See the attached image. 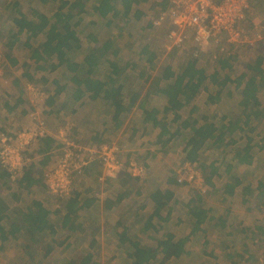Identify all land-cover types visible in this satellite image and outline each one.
Wrapping results in <instances>:
<instances>
[{"label":"rangeland","instance_id":"1","mask_svg":"<svg viewBox=\"0 0 264 264\" xmlns=\"http://www.w3.org/2000/svg\"><path fill=\"white\" fill-rule=\"evenodd\" d=\"M166 1L167 0H129L126 6H122L120 0H116L117 7L120 9V12L114 18H111V14H109L106 18H100L98 14H96L91 9V4H88L87 2V11L80 15V18H82L81 25L75 29L80 39V48L75 52L69 53L68 56L72 58L76 57V59L80 61L85 60L90 65L94 66L82 67L78 72V76L83 78L91 74L92 77L98 76L102 79H106L108 77V72L111 70L109 65L110 63H115L121 67H123L124 64L132 65V67L127 66L128 69L126 71H128L129 76L125 78L126 80H122L121 82L120 80L123 78H119L115 83V86L117 84L123 85L120 96H122V103L126 105L129 103V97L132 93L140 94L143 93V91L145 92L146 89H150L148 87L152 84V82L155 81V79L160 76L162 72L161 70L166 65H170L175 72L179 73L182 65L186 63L190 57L195 56L198 59L197 65L203 69L206 74L211 73L215 68L219 70L220 67L219 65H216L215 57L218 54V57L220 58H227L228 56L225 53H218V50L214 46L209 45L196 49L191 42L187 41L182 48H173L168 39V34L171 30L170 23L164 22L161 23L160 26L153 25L152 21L157 18L162 8L164 7L165 9V7H167ZM95 2L98 3L97 0H95ZM15 3L18 4V6H14ZM58 6V0H47V2H42V0H0V50L2 53L7 51V54L12 53V55H17L18 58H23L26 61V63L23 64L24 68L20 70L18 69V71L14 68L10 69L8 64L9 62H2V64H5H3L4 68L0 66V83L2 82L0 84V91L5 92V90L10 88V75L20 73V76L25 79L26 74L33 75L34 81H32V85L29 86L33 87L35 89V93H38V95H35L34 93L31 95V102L33 104L30 105V110L36 111L34 113L29 112L27 122L33 123L34 126H37L40 122L44 121L41 117L42 113L37 114L36 112L40 111L41 104L45 101L44 97L53 94L55 90L53 80L58 79L60 82L62 80L67 81L68 77H65L66 73L62 70V68H59L54 72H48L50 67V60L48 59L49 55H45L44 60H42L41 63L42 67L47 69L45 71L37 69L34 61L29 58L30 51H32L35 47L38 46L37 48H39L40 51L43 49L42 45L45 41L43 34L37 38H33L30 41L28 46L31 45V48L25 47L23 45V35L19 36L22 40L13 41V43H11L12 46L8 45L7 43L11 42L10 34L12 32L11 29L15 28L13 19L16 16L21 14L29 18L32 15V12L35 11L50 17L53 15ZM136 12H138V14L140 13V15H137ZM243 27L246 37L249 40H252L254 45L250 49H237L240 51L239 54L236 53L237 55L234 52L236 57L231 60L232 70H222L220 72L221 75H224V73H229L231 78H236L242 73H245V66H248L247 63L249 62H247V59L250 60V64L253 63L257 57H264V47L262 48L259 46L264 36V0L254 1ZM5 40H7V42H5ZM142 50L150 51L156 55V59L153 62V67L149 65L145 66L146 58L149 55L147 53L145 54V52L141 54ZM244 51L248 54H244ZM13 52L15 54H13ZM230 53H232V51H230ZM89 67L93 70L91 73H88V71L86 73L85 70ZM44 76L48 77V85L42 81V77ZM146 76L151 79L148 83L144 80ZM117 78L118 77H116V79ZM160 84H162V82H160ZM159 86L161 87V85ZM75 88V84H68L66 94L72 95ZM22 89H25V87L23 86ZM149 91H152V89ZM57 98L58 102L62 103V95H59ZM259 98L264 100V94L262 91L259 92ZM69 100L72 101L71 98ZM89 100L90 104L87 106V109H91L92 112L96 111V113L99 114L100 109H107L102 100ZM166 102L167 98H165V96H160L156 99L155 97H152V99L147 102V106L156 107L161 111L159 117H162L163 107L166 105ZM145 104H143V108H139L140 106L137 102H135L133 107L134 109H130V113L123 115L122 125L114 135L115 137L113 135L108 136V139L103 140L101 144L111 143V145L117 147L118 151L116 156L120 161H128V158L132 157L138 162H145V160L139 159V157L140 155H144L143 152L145 153L146 151V153H148L149 166L151 163L154 164V166L152 165L154 168L150 166V169L152 170V174H155L154 178L157 179L158 184L153 187H149L148 182L146 183V186L142 188V195H139L138 197L136 195L134 197L133 195L131 198L133 201L129 203L131 210L125 208V210H118V212L105 211L102 213L99 208H91L87 211V215L86 211L76 212L74 222L84 226L88 225V223H94L96 226H98L93 232L99 241L98 248L96 247L93 249V251H98V253H95L97 256L96 260L99 261V264H125L124 255L126 253V245L118 246V238L115 236V229L117 227L116 221L120 220L123 225H128L129 223L131 224L133 221L132 210L134 208L137 210L141 204H146V208L143 213H145V215L150 214L152 209L149 204L147 205V196L153 190V188L159 186L161 187L169 175V170H171V173L175 174L179 181L185 182L186 185L171 187L175 188L173 196L178 204L175 206V208L173 206L170 220L167 223H158V225L162 226L158 233H154L152 230H149L142 234L139 232L140 225H136L130 231L128 237L133 240H140L142 244L155 248L157 241L163 237L164 233L169 232L172 235H175L177 238L188 236L189 241L186 242L185 248L188 247L189 249H195L196 253H199V257H193V255H183L177 260H172L170 262H166L165 264H213L215 260L220 264H229V261H226L225 255L224 259H222L221 251L224 245L227 246L226 248L224 247V252L231 253L232 251L236 250L238 252L243 244L246 245L247 248H250V244L252 242L255 244L256 249L252 248V253H248V256L251 255L254 260L251 258L248 259V261L252 262L253 264H257L262 258L261 254L264 250V237L260 240H256L255 238L250 239V229H255L257 227L256 225L261 227L264 226V193L261 195L260 192H258V190L255 188V183L257 181L260 180L264 182V149L257 155V160L253 161L249 168L235 166L228 171L226 170V172H224V167H227V163L230 162L229 160L231 157L228 147H214L213 149L212 147L205 145V147L201 150L199 155V160H201V162L205 161L204 163H209L210 161L212 162L216 159L220 162L218 165L219 172L216 174L218 178L215 176L211 179L212 183H214L213 180L216 182L214 188L216 186L217 189L223 188V186H225V184L228 183L232 177L241 179V184L236 187L234 197L224 201L221 199L223 197V194H221L222 192L219 193L217 189L211 190L210 186H205L203 177L196 168L198 166L197 163H194V165H189L183 162V148L188 139L189 132L181 130L182 132L179 134V136H175L169 142H166L168 137H164L163 139L166 142L165 146L162 145L163 143H156L155 138L157 135H155V133L156 131L159 133L160 129L156 128V130H152L150 124H145L142 121L143 114L141 109H144ZM190 106L191 105L185 107L182 112H187ZM71 108L72 107H70V105L64 107V109L67 111V114H69L68 111H70ZM58 109H60V107ZM67 114L60 112V114H58L59 119L54 122L55 128L53 133H55V139L59 144H63L62 139H65L68 143L76 144L77 146H75L77 148L79 146L80 148V151L78 150L77 154L80 157L86 158V155H84L85 149L82 147V144L85 143L83 142L85 138H82V135L78 131V125H76V123L71 120L73 119V116L75 119L79 118V116L76 114L69 118V115ZM182 115L184 116V114ZM46 116L47 122L45 124V128L48 120L49 122L51 121L49 119L51 115L47 113ZM166 117L168 121H171V114H167ZM176 124H170L171 133L174 132V130H176L178 127ZM255 125L257 127L254 133L261 135V138L264 137V116L259 119ZM24 126L25 125L22 124L20 128ZM85 126H87V124ZM24 129H32V127L26 126ZM119 133L123 134L122 136L117 137ZM61 134L62 136H60ZM123 136L130 137L126 141ZM254 136L255 135H253V137ZM254 138L253 141L255 142L256 140ZM140 143L145 145L144 147L146 150L142 152L139 151V149L142 148ZM244 143H246V141L243 140L239 143L238 147L244 146ZM96 145H99L98 142L93 143V146ZM64 148L65 145L63 144L62 147L54 150L52 159L48 161L46 165H41L39 163L42 160V156L37 153L36 144L31 145L25 150L24 155L27 157L28 162L33 161L34 163L32 172L35 174V177H42L44 180L42 182L44 185L42 186L33 185L31 187H26L25 185H19L16 182H13V180H17L19 176L22 175V173L20 175L10 174V177L8 178H4L2 176L0 177V214L4 215L9 213V211H4L6 210V207H9V210L13 208L25 210V208L28 207L33 200L41 201L43 206L48 211L52 213L54 212L55 214L52 215L55 233H51L49 230L44 231L42 236L40 235V237H42L40 238V242H42L40 244L35 245V243H33L28 246L29 240L22 230L20 233L15 232L13 237L9 236L4 242H2L0 237V264H67V262L72 258L79 260L83 258L88 252L89 241L84 237L86 234L91 235V233H89L90 230L87 231V233H80L79 230H77L76 233H72L71 237H69L70 233L64 229L62 220L67 215L65 206L67 200L60 198L59 194L53 193L48 188L44 179L45 174L50 173L56 166V163L58 164L61 158L64 157ZM72 149L75 151V148ZM131 149L136 150L130 152ZM255 150L256 152L258 151L257 149H254V151ZM150 152L156 154V160L154 162L151 160V158H149ZM2 170L4 169L0 167V174L2 173ZM4 171L7 172L6 170ZM95 173L96 172H94L93 176L91 177L87 176L90 178L87 180L89 187H97L95 182L100 185H105L108 183L106 180L108 176L105 178L103 177V175H105L104 171L101 170V173H98L99 178L101 177L99 182L96 180V176L98 174L94 176ZM127 174L132 177H137L141 173L137 176H134L130 174L129 170H127ZM116 178L117 176L115 175V178L111 179ZM249 183L252 184L251 194L244 193L243 191V188ZM74 187L75 182L73 188ZM132 187H134L133 189H136L137 187V189H141L137 182L134 183ZM197 192H199L201 196L202 203L196 202V200L191 202V198L195 197L193 194ZM74 193H70L69 198L73 197ZM244 199L247 201L246 206L244 205L246 202L243 201ZM241 201L244 202L243 205L241 204ZM173 202L174 201L172 198L169 203L173 204ZM188 204L190 206L192 205V207L196 205L199 207V209L203 210L210 208L213 210L212 213L214 214H223L227 209H225V207L233 208V210L237 213L236 215L241 217L240 213H243L245 216L244 220L245 226H247V232L242 233L243 235H241L242 237H239V240H236L234 237L228 238V240H226L223 235L224 233H220V239L224 238L221 240L222 245H220L218 244L220 240H216L219 236L218 231H216L213 233V237L211 236V239L214 238V240L210 239L213 242L216 240L214 245L206 247L202 244V240L204 239V235L203 237L201 236L202 233H198V235L190 234L192 228L190 220L191 214L188 213L187 208ZM57 209L59 210L56 213L55 210ZM236 219L237 218H230L229 220V228L231 231L234 227H237ZM10 224L11 220L6 218L1 222V225L4 227L6 233L10 229ZM204 227H206V224ZM121 228L122 227H120L119 230ZM37 237L39 238V235ZM223 241L225 244H223ZM45 247L52 249V252L46 259H41L42 250ZM208 248L209 250L213 248L212 250L215 249V251L220 252V254H217V257L214 259V261L211 260V258H208V254L206 252ZM200 250L202 251V254L199 252ZM160 257V254H158V259L156 262L160 261ZM248 261H245L244 263L240 261V264H252Z\"/></svg>","mask_w":264,"mask_h":264},{"label":"trees","instance_id":"2","mask_svg":"<svg viewBox=\"0 0 264 264\" xmlns=\"http://www.w3.org/2000/svg\"><path fill=\"white\" fill-rule=\"evenodd\" d=\"M58 1L59 6L50 17L33 11L29 18L19 14V17L16 16L13 19V23L16 26L18 32L17 35L22 33L27 35V44H29L33 38H36L42 34L44 35L45 41L42 45V53L40 49L37 48L38 46L32 50L31 57L33 60H35V62H37V69L42 71L47 70L42 67L41 63L42 60H44L45 55H49L48 59L50 60V67L48 72H54L57 69L62 68V70L66 73L65 77H68L67 82L64 85H60V81L58 79L53 80V84L55 85V94L44 97L45 103L49 106L54 105L55 95L60 94L63 90H65L68 84H75V87L77 88L72 94V101L70 104L72 102H79L84 97V95H86L85 93L90 95H87L90 99H96V97L101 93H105L108 95L107 97L109 99L113 100L112 102L117 108V113L115 114L114 118L117 119L115 126L119 127V114H121L123 110H130L139 97V93H132L129 97V103L126 110L122 107V96H120L122 86L119 84L115 86V83L116 77L120 76L126 67L119 68V66L115 63H110L109 65L115 78L108 77V82L100 81L91 77L81 80L78 76V72L82 68L84 62L79 61L76 59V57L72 58L68 56L69 53L75 52L80 48V39L75 29L81 25L82 18H80V15L87 11L86 3L88 2V4H91V9L96 14H98L100 18H106L109 14H111V18H114L120 12V9L117 7L116 0H97L98 3L95 2V0ZM42 2H47V0H42ZM120 2L122 6H126L129 0H120ZM16 5L18 6V4L15 3L14 6ZM162 10H164V7ZM136 13L137 15H140V13ZM15 39L14 41H16ZM144 52L145 54L147 53L149 55L146 58L145 66L149 65L153 67V62L156 59V55L147 50H142L141 54ZM217 57L218 54L215 57L216 61H214L216 65H219L221 70H232V62H230L231 59L229 56L227 58ZM197 64L198 59L195 56H192L187 60L186 63L183 64L179 73L172 70L171 66L164 67L162 74H160V76L150 85L152 92H148V95L162 93L165 98H167L166 105L163 107V116L159 118L161 111L158 109L144 108L142 110V121L145 124H150V126L153 128L160 129L157 138L159 143H163V146H165L166 142H169L175 136H179V134L182 132L181 130L190 131L189 137L183 148V162L189 165H194V163H197L198 166L196 168L203 177L205 186H210L211 190H213L215 185H213L211 179L219 172L218 165L220 162L215 160L212 162L210 161L209 163H204L205 161L201 162V160H199V155L201 150L209 141H211L214 146L217 144V148H221L220 144L231 148L234 146V140L230 139L226 141L225 139V127L230 134L236 130L244 131V129H246L247 134L245 135V138L247 141L241 148L235 147L233 158L227 163L225 171L230 170L236 164L240 165L250 163L252 156L249 155V153L253 149L252 134L255 132L257 127L255 123L257 124V121L264 116V100L259 98L260 91H262L264 94V68H262L263 58H256L253 63L247 66L245 73H242L236 78H231L229 73H224V75H221L218 69L206 74L205 71ZM1 66L4 68L3 64H1ZM26 76H28L30 82L34 81L33 75L26 74ZM47 78L48 77L45 76L42 77V81L47 83ZM148 80L149 78L146 76L145 81L147 82ZM162 81L166 82V86L164 88H159V83ZM207 81L212 85L211 94L208 93L209 89L207 87L201 88L202 85ZM107 86H109L110 89H108ZM232 87L234 89H232ZM200 89H203L205 93H208L207 99L211 103L220 102L222 100L220 95L223 94L224 96H227L228 100H234L239 97L236 104V112L231 111V113L226 116L229 118V120L226 122L227 126L220 125L217 127L214 123L208 121L206 116L201 118L203 123H200L201 125L199 126V120L191 118L190 115L184 118L182 115L184 107L191 104L196 96V93ZM238 89H240V93L237 95L236 90ZM141 108H143V105ZM197 109H199V107L192 105V108L188 110L193 116L198 111ZM72 110L73 109H71V113L73 112ZM167 114L172 115L171 121L167 120ZM170 124H176V126H178L172 133L170 130ZM213 133H216V135ZM164 137H168L166 142L163 139ZM94 142L97 143L96 140ZM102 142L103 141L100 143ZM37 146L38 154L42 155V160L39 163L41 165H46L53 157V153L51 154L50 152L62 147L63 144H59L57 143L56 139L46 136L37 140ZM129 161V159L128 161H124L126 166L129 164ZM33 166V161L25 164L22 168L23 171L21 177L17 180H14L13 182H16L19 185H25L26 187H31L33 185H44L42 184L43 178L41 177V181V178L35 177V174L32 172ZM94 172H96L94 176H96L98 173H101V168L98 167L97 163L88 165L81 177H91L93 176ZM99 174L96 176L97 182H99ZM1 176L8 178L9 174L2 170L0 177ZM106 180L110 181L112 179L108 177ZM165 184L168 186L186 185L185 182L179 181L177 176L171 173V170H169V175L165 181ZM240 184V178H230L228 183H226V185L223 187V194L232 196L234 190ZM251 186L252 184L250 183L245 186L243 188L244 193L251 194ZM256 189L262 195L264 193V182L260 180L257 181ZM91 190L92 187L90 188L89 192H91ZM74 192L75 188H73L71 193L73 194ZM131 192L135 193L136 196H139L138 189L136 191L132 190L130 192H123L117 196V199L110 202L108 201L106 203L107 209L113 206V202H121L123 198L130 195ZM172 196L173 193L170 190L163 191L160 186L156 187L147 196L148 202L150 205L152 204V211L150 214L145 215V213H143L146 208V204H141L140 207L135 212H133V221L131 224L129 223L130 225H123L120 220L116 221L117 227L115 229V236L118 238V246L126 245V253L124 255L125 264H165L167 261L174 258L178 259L185 254V245L186 242L189 241L188 236L175 239L174 235L171 233H164L163 237L157 241L155 248L142 244L140 240H133L128 237L130 231L136 225H140L139 232L142 234L149 230H152L154 233H158L162 228V226L158 225V223H167L170 220L173 205H170L169 202L172 200ZM193 196L195 197L191 198V202L196 200V202L202 203L201 196L198 192L193 194ZM69 197V195L60 197L67 200L65 204L67 215L64 217V219H62L64 229L70 233L69 237H71L72 233H76L77 230H79L80 233H87V231L90 230L89 233H91V235L88 234V236L86 234L84 237L89 241L88 252L84 255V257L79 260L72 258L67 262V264H99V261L96 260L97 256L95 255V253H98V251H93L94 248H98L99 246V241L97 240L95 233H93L94 229H97L96 227L98 226H96L94 223H88V225L84 226L74 222L76 212H87L89 209H91L94 200L91 197L84 198L85 200H79V194L76 192L74 193L73 197ZM244 200L246 201V199ZM189 204L187 205L188 213L194 218L190 234H196L199 230L203 232V228H201V226L205 224L206 220H208L206 214L207 211L199 209V207L196 205L191 207ZM5 209L6 210L4 211H9V213L4 215L0 214V237L2 242L6 241L9 236L13 237L15 232L20 233L21 230L24 231L25 236L29 240L28 246L33 243H35V245L42 243L40 242V238H42L40 235L42 236L43 232L46 230H49L51 233H55L52 220V215L55 214L54 212L52 213L48 211L43 206L41 201L33 200L31 204L25 208V210H20L17 208L9 210V207H6ZM58 210L59 209L55 210L56 213ZM5 218L11 220L10 229L7 233L5 232L4 227L1 225V222ZM120 227L122 228L119 230ZM38 235L39 238L37 237ZM51 252L52 249L45 247L42 250L41 259H46L51 254ZM158 254H160L161 257L160 261L156 262L158 259Z\"/></svg>","mask_w":264,"mask_h":264},{"label":"crops","instance_id":"3","mask_svg":"<svg viewBox=\"0 0 264 264\" xmlns=\"http://www.w3.org/2000/svg\"><path fill=\"white\" fill-rule=\"evenodd\" d=\"M17 17H19V16H17ZM244 23H243V26H244ZM11 30H12V32L10 34L11 35V42H8L7 43L8 45L12 46L11 43H13L14 39L16 38V36H17V38L15 40L16 41L17 40L21 41L22 39H20L19 35L20 36L23 35L24 36L23 45L25 47L31 48V45L28 46V44H27V35L25 33L17 35L18 32H17L16 26H15V28H13ZM5 42H7V40H5ZM262 44L264 45V43L261 42L259 44V46H261L263 48L264 46ZM259 46H256V47H259ZM243 48L250 49V47H247V46H245ZM237 49H239V48L238 47H231L230 51H232V53H230L231 56H229L231 60H233L236 57V55L239 54L240 50H237ZM245 51H247V50H245ZM245 51L243 52L244 54L247 53ZM234 52H235V54L236 53L237 54L235 55ZM4 54H5L4 55V57H5L4 62H6V63L9 62L8 64L10 66V69L14 68L15 70L18 71V69L20 70V69L24 68L23 64H25L26 61L23 58L20 59V58L17 57V55H12V53L11 54L10 53L7 54V51H5ZM13 54H15V53L13 52ZM31 55H32V51H30L29 58L31 60H33ZM262 58H263L262 68H264V57H262ZM33 61H34V63L37 66V62H35V60H33ZM81 61L84 62L82 67H84V66H94V65H90L85 60H81ZM248 61L250 62V60L247 59V62ZM249 62L247 63L248 65H249ZM13 63H14V65H13ZM3 64H5V63H3ZM118 66H119V68L121 67L120 65H118ZM127 66L132 67V65L124 64L122 68L127 67ZM166 66H170V65H166ZM246 66H245V68H247ZM127 69H128V67L125 69L124 72L121 73L120 77L118 76V78L116 80H118L119 78H123V79L120 80L121 82H122V80H126L125 78H127L129 76L128 71H126ZM92 70L93 69H91L89 67L85 71L86 72L88 71L89 73H91ZM163 70H164V68L161 71L163 72ZM172 70H174V69L172 68ZM221 71L222 70L219 69V73ZM11 72H13V71H11ZM162 72H161V74H162ZM14 75H10V79H9L10 88L5 90V92L0 91V131L3 130V131H1L0 134H5L8 137L14 136L18 132H20L22 129L24 130V128H26V126H31L33 128L34 124L30 123V122H27L28 114H29V112L30 113H34L36 111V110H30V108H31L30 105L33 104L31 102V95H33V92H32V88L33 87L29 86V85H32V84L29 81L28 76H26V79H25V78H22L20 76V73L19 74L17 73V74H14ZM107 76L109 78H115L114 74L112 73V69L108 72ZM87 77L88 78L91 77V78L98 79L100 81L108 82V77L106 79H102L101 77H98V76L97 77H95V76L92 77L91 74H89V76H86V77H83V78L80 77V79L83 80V79H86ZM33 79H34V77H33ZM144 80H145V78H144ZM150 80L151 79L149 78L147 83L150 82ZM62 81L60 82V85H62V84L64 85L67 82L66 80L63 81V82ZM4 82H5V80H4ZM165 83L166 82H164V81H162V84L159 83V85H161V87L159 86V88H164L166 86ZM46 84L48 85V82ZM23 86L25 87V89H22ZM121 86L123 87L122 84H121ZM204 87H207L209 89L208 93L211 94V90H212L211 83H209L207 81L206 83H204L202 85L201 88H204ZM107 88L110 89L109 86H107ZM148 88H150V86ZM66 89L67 88H65V90H63L60 94L55 95L54 105L49 106L46 103H44L45 102L44 101L41 104L40 111L36 112L37 114L38 113L39 114L42 113L41 117L44 120L43 129L45 130L44 131L45 133L40 138H44L46 136H50V137L55 139V133H53L54 132V128H55L54 122L59 119L58 118V114H60V112H62V113L64 112V113L67 114V111L63 107L69 105L70 102H71V100H69V99L70 98L72 99V95H67L66 94V92H67ZM76 89L77 88H75V90ZM232 89H234V88L232 87ZM149 90L150 89H148V90L146 89L145 92L143 91V93H140L136 102L140 106L139 108H141L142 105L145 104V102H146V104L144 106L145 109H150V108L157 109L156 107H148L147 106L148 105L147 102L150 101V99H152V97H155V99H156L157 97H160V96L164 97V95L162 93L161 94H155L154 93V94L148 95V92H150V93L152 92V91H149ZM223 92H225V91H223ZM208 93H205L203 91V89L198 90V92L196 93V96H195L194 100L191 102V104H190L191 106L189 108V109H191L192 105H195V106L199 107V109H197L198 111L193 116L191 115V113H189V110L187 111L188 113L187 112H182V114H184V117H187V116L190 115L191 118H195V119L199 120L198 126L203 123L201 121V118L204 117V116H206L208 121L214 123L217 127L220 126V125L227 126L226 122H227V120H229V118H227L226 116H228L231 113V111L232 112H236V109H237L236 104L238 102V98L239 97L235 101H233L231 99L228 100L227 96H224V94H223V95H220L221 99H222L220 102L211 103L207 99V94ZM236 93L238 95L240 93V89L236 90ZM54 94H55V92H53L52 95H54ZM85 94L86 95H84V97L79 102H77V103H73L72 102L70 104V107H72L71 109H73L72 110L73 112L71 113V109H70V111H68L69 114H67V115H69L68 116L69 118H71L72 115H76V114H77V116H79V118H77V119H75V117L73 116L72 117L73 119H71V120L74 121L76 123V125H78L77 126L78 131L82 135V138H85L83 140V142H85V143L82 144V147L98 149L99 147H101L103 145H111V143L101 144L100 142L105 140V139H108V136H111V135L114 136L117 133L118 129L122 125V117H123V115L130 113L134 106L131 108V110H128V109L126 110V108L128 106V103L125 105V104H123L121 102L122 107L126 111L123 110L121 112V114H119L118 121H119L120 126L118 124L119 127H117V126H115L116 123H117V119L114 118L115 114L117 113V108L113 104V102H112L113 100L109 99L107 97L108 95L105 94V93H101L99 96L96 97V99H91L92 101H94V100H100L101 101L102 100L103 104L106 105V107H107L106 110L100 109L99 110V114H98V113H96V111L92 112L91 109H87V106L90 104V100H89L90 98L87 96L89 94H87V93H85ZM59 95L60 96L62 95V97H63V100L61 101L62 103L58 102V100H57L58 99L57 97H59ZM59 107H60V109H58ZM185 107H187V106H185ZM141 110H143V109H141ZM47 113H49L51 115L49 117V119L51 121L49 122V120H48V123H47L46 128H45V124L47 122V119H46ZM22 124H24L25 126L20 128V126ZM86 124H87V126H85ZM151 129L152 130H156V128H153V127H151ZM10 131H11V133H10ZM184 131L190 133V131H188V130H184ZM224 132H225L226 141L230 140V139L235 141V144H234V146H232V148L228 147V150L231 153V157H230L229 161H231L232 158H233V155H234L235 147L236 148H241V147H238L239 143L242 142L243 140L247 141V139L245 138V135L247 134V131H246V129H244V131H237L236 130L235 132L230 134L226 130V127H225ZM122 134L123 133H119V135H117V137L122 136ZM158 134L159 133L156 131L155 135H158ZM213 134L216 135V133H213ZM253 135H255L254 136L255 138L253 137ZM253 135H252V138H254L256 141L255 142L252 141L253 149L249 153V155L252 156V159L250 160V163L249 164H240V165L236 164L235 166H237V167L243 166L244 168H249V166L252 165L253 161L257 160V155L260 152L263 151V149H264V137L261 138L260 137L261 135L256 134V133H254ZM129 137L130 136H126V137L123 136V138L126 139V141L129 139ZM188 137H189V135H188ZM95 140L99 143V145L93 146V143H95L94 142ZM155 140H156V143L160 144L158 142V138L157 137L155 138ZM239 140H241V141H239ZM207 143L208 144H206V145L212 147L213 149H214V147H217V144L214 146L211 141H209ZM35 144L37 145V141L33 145H35ZM140 145L142 147V148L139 149L140 152L146 150V148L144 147L145 145H142V143H140ZM220 146L223 147L225 145H221L220 144ZM261 147H263V148H261ZM254 149H257L258 151L256 152V150L254 151ZM37 150H38V146H37ZM135 150L136 149H131L130 152L135 151ZM50 153L52 154V153H54V151H51ZM143 154L144 155H140L139 159H143V160H145V162H138L137 160H134V158H132V157L128 158L130 161L135 162L137 165H140L142 167V172H141L142 176L140 175L139 177L132 178V176H129L127 174V171H125L124 173L120 172V173H118L119 175H117L116 179H114V180L112 179L110 181L107 180L108 183L105 184L106 186L104 184L100 185V184L95 182V185H97V187L96 186L92 187L91 192H89L91 187H89L88 184H87V180H89L90 178H88V177H83V178L79 177V179L76 180L75 187H74L75 188V192L79 194V198L78 199L81 200V199H84V198L91 197L94 200V203H93L91 208H99L102 213L105 212V211H107V212H109V211L118 212V210H120V211L121 210H125V208H128V209L131 210V206L129 205V203L131 201H133V200H131L132 196L134 195V197H135V193H133V192H131L130 195H128L127 197L123 198V200L121 202H116V201L113 202L112 203L113 206H111L109 209H107L106 203L108 201L110 202L112 200L117 199V196H119L123 192H128V191L130 192L132 190L136 191L138 187L136 189H133L134 187H132V185L134 183H136V182L138 183L139 187H141V189H138L139 190V195H142V188L144 186H146V183L149 182V187H151V186L153 187L156 184H158L157 179L154 178L155 174L154 173L152 174V170L150 169V166H152V165L154 166V164L151 163L150 166H149L148 153H146V151H145V153L143 152ZM40 156H42V155H40ZM149 158H151V160L154 162L156 160V154L150 152V157ZM235 166H233V168ZM224 169H225V167H224ZM224 172H226V171H224ZM216 178H218V177L216 176ZM165 179H166V176H165ZM163 181H165V180H163ZM213 182H214L213 184L215 185V183H216L215 180H213ZM162 185H164V186H162ZM162 185H161V188H162L163 191L164 190H170L174 194V189L175 188H171L173 186H170V185L168 186V185L165 184V182H163ZM255 186H257V182L255 183ZM155 188H153V190ZM214 189L216 190L217 186L215 188H213V190ZM217 190L219 191V193H221L223 188L217 189ZM235 190H234L232 196H227V195L223 194V192H222L221 194H223V197L221 196L222 197L221 199L224 200V201L227 200V199H231L235 195ZM221 194H219V195H221ZM172 198H173L174 202H173V204H170V205H173L174 208H175V206L178 203H177L176 199L174 198V196H172ZM243 201L245 202V200H243ZM243 201H241L242 205L244 203ZM147 204L150 205V203L148 201H147ZM244 205L245 206L247 205V201L245 202ZM128 206H130V207H128ZM229 206H230V203H229ZM150 207L152 209V204L150 205ZM191 207H192V205H191ZM225 209H226V211L223 214L222 213L214 214V213H212L213 212L212 209H210V208L206 209V211H207L206 214H207V219H208L205 222L206 227H204L205 224L202 225L201 228H203V232L199 230L196 233L197 235H198V233H202L201 234L202 237L204 235V239L202 240V244L204 246H206V247H209L210 245L212 246V245H214L216 240L217 241L220 240V242L218 244L222 245L221 244V240H223L224 238L226 240H228V238L234 237L236 240H239V237H242L241 235H243L242 233L247 232V226H245V220H244L245 216L243 215V213H240L241 217H239L238 215H236L237 213L233 210V208L225 207ZM246 210H248V209H246ZM132 211L135 212L136 209L134 208ZM86 215H87V212H86ZM163 215H164V213H163ZM230 218H237L236 219L237 220V227H234L232 229V231L229 228L230 227V222H229ZM190 220H191V228H192V223L194 222V218L192 216H190ZM238 225H239V227H238ZM256 226H257L256 228L254 227L255 229H250V231H251L250 239L255 238L256 240H260L261 238L264 237L263 236L264 226L263 227H261L259 225H256ZM204 228H205V230H204ZM216 231H218V235L220 233L221 234L224 233L223 234L224 238L220 239L221 235H219L217 237V239L213 242L211 240H214V238L211 239V236L213 237V233L216 232ZM194 236L197 237L196 235H194ZM174 237H175V235H174ZM175 239H179V238L175 237ZM226 240H224V241H226ZM224 241H223V244H225ZM211 242H213V243H211ZM224 247L226 248L227 246L224 245ZM224 247L222 248V251H221L222 252V259H224V255H225L226 261H229V264H240V261L244 263L245 261H248V259H251V258L253 259V257H251V255L250 256H248V255L252 253V248L256 249L255 244L252 243V242L250 244V248H247L246 245L243 244L241 246V249L238 250V252L236 250V251H232L231 253H225L224 250H223ZM212 249L209 250V248H208V250L206 249L207 250L206 252L208 254V258H211V260L214 261V259H216V257H217V254H220V252L215 251V249L214 250H212ZM185 250H186V252H185L184 255H193V257H195V256L199 257V255H198L199 253L197 254L195 249H189L188 247H186ZM259 250H258V254H259ZM199 252L201 253L202 251L200 250ZM253 256H255V255H253ZM172 260H177V259L174 258V259H171V260H169L167 262H170ZM248 262H250V261H248ZM250 263H252V262H250ZM213 264H220V263L215 260V262Z\"/></svg>","mask_w":264,"mask_h":264},{"label":"built area","instance_id":"4","mask_svg":"<svg viewBox=\"0 0 264 264\" xmlns=\"http://www.w3.org/2000/svg\"><path fill=\"white\" fill-rule=\"evenodd\" d=\"M254 1L167 0V7L161 10L152 23L154 26H160L164 22L170 23L168 39L173 48H182L187 41L198 49L207 45L214 46L219 53L230 56L231 47L251 48L254 45L252 40L246 37L243 27ZM261 41L264 43V36ZM3 61L4 53L0 50V66ZM32 92L38 95L33 88ZM43 122L12 137L0 134V167L8 172L9 177L10 174L20 175L23 166L29 163L24 152L44 135ZM62 142L65 145L64 157L44 178L48 188L60 197L73 191L74 182L83 175L85 168L93 163H97L104 171V178H115V175L127 170L134 176L142 172V167L135 162L130 161L126 166L124 161H120L116 156L118 149L114 145H103L98 149L84 148V158L77 154L78 150L80 151L79 146L77 148L76 144L68 143L65 139H62ZM72 148H75V151ZM99 179L101 180V177ZM261 256L257 264H264V250Z\"/></svg>","mask_w":264,"mask_h":264},{"label":"clouds","instance_id":"5","mask_svg":"<svg viewBox=\"0 0 264 264\" xmlns=\"http://www.w3.org/2000/svg\"><path fill=\"white\" fill-rule=\"evenodd\" d=\"M261 42H263V41H261Z\"/></svg>","mask_w":264,"mask_h":264}]
</instances>
